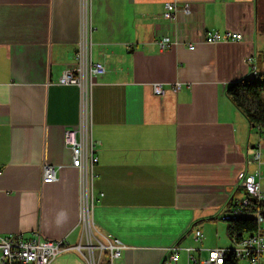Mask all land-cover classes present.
Returning a JSON list of instances; mask_svg holds the SVG:
<instances>
[{
	"label": "crops",
	"instance_id": "crops-1",
	"mask_svg": "<svg viewBox=\"0 0 264 264\" xmlns=\"http://www.w3.org/2000/svg\"><path fill=\"white\" fill-rule=\"evenodd\" d=\"M168 2L192 12L170 19ZM87 24L93 60L106 67L91 95V232L81 219V172L65 144L81 119V90L59 82L76 65ZM261 24L258 0H0V236L40 230L74 248L119 239L125 248L113 264H162L174 245L203 248L205 257L208 248L234 247L223 215L246 195L239 175L256 168L259 129L227 90L254 80V65L264 69ZM226 30L244 39L206 42ZM164 37L173 42L165 50ZM155 82L165 95L154 93ZM45 166L62 167L58 181L43 182ZM51 264L90 263L72 249Z\"/></svg>",
	"mask_w": 264,
	"mask_h": 264
},
{
	"label": "built area",
	"instance_id": "built-area-1",
	"mask_svg": "<svg viewBox=\"0 0 264 264\" xmlns=\"http://www.w3.org/2000/svg\"><path fill=\"white\" fill-rule=\"evenodd\" d=\"M165 16L175 19L178 12L190 14L192 8L190 5H183L178 2L166 3ZM86 18V16H85ZM91 24H87L82 31L79 47L76 52V65L64 70L59 78L61 84H75L81 90V119L77 126L68 128L65 131V144L72 153V165L77 167L82 176L83 197H82V214L81 219L88 232L94 229L92 213L95 206V194L89 192L88 180L89 174L94 177V168L98 162L97 145L98 142L92 134L91 119V95L92 88L95 84V78L98 75L106 73V67L101 62H95L92 57L91 33L94 31ZM244 35L240 32L226 30L225 32L214 31L208 33L205 37L206 42L216 44L220 42L242 41ZM162 49L172 47L173 42L169 37L158 40ZM190 49L195 45L190 44ZM254 64L255 59L249 58ZM254 75L258 74V69L253 66ZM175 91L181 89V84L176 83L173 86ZM153 90L156 95L166 94V88L163 83L155 82ZM259 129V128H258ZM264 133L263 129H259ZM250 161L256 165L253 172H241L239 175L240 186L245 191V196L241 199L233 200L228 212L223 215V219L228 221L231 218H237L245 213L246 209L255 207V218L258 224V231L243 240H234L235 246L232 248L219 247L206 249L207 256H202L203 248L187 247L174 245L167 249V255L164 257L162 264H179L181 251L187 253V264H227L230 255L239 259V264L245 260L247 264H264V209L259 208L264 203V136L254 145L253 154ZM61 166H45L43 173L44 183H53L58 181V171ZM203 237L200 230L195 232V241L199 242ZM100 252L98 258L95 251ZM125 246L119 239L109 241L108 245L100 244L95 247L91 240L86 245L72 247L65 240H51L43 236L39 230L35 236L25 239L21 234H10L0 236V264H51L52 261L60 254L77 249L82 254L85 252L90 264H101L106 261L113 264L115 259L119 258ZM199 252V256L196 254ZM105 254H107L106 258Z\"/></svg>",
	"mask_w": 264,
	"mask_h": 264
},
{
	"label": "trees",
	"instance_id": "trees-1",
	"mask_svg": "<svg viewBox=\"0 0 264 264\" xmlns=\"http://www.w3.org/2000/svg\"><path fill=\"white\" fill-rule=\"evenodd\" d=\"M258 3L259 8L264 9V0H258ZM261 28L264 32V24H261ZM227 95L253 127L264 130V69L258 72L254 80L245 79L232 84ZM259 208L264 209V203ZM256 210L255 207L246 209V214L228 220L227 231L232 239L240 241L258 231ZM227 264H239V259L230 255Z\"/></svg>",
	"mask_w": 264,
	"mask_h": 264
},
{
	"label": "rangeland",
	"instance_id": "rangeland-1",
	"mask_svg": "<svg viewBox=\"0 0 264 264\" xmlns=\"http://www.w3.org/2000/svg\"><path fill=\"white\" fill-rule=\"evenodd\" d=\"M254 79H256V77H254ZM257 134H258L259 138H261V136L262 137L264 136V133L258 132ZM179 264H186L185 253L184 252H182L181 255H180V263ZM241 264H247V262L245 260H242Z\"/></svg>",
	"mask_w": 264,
	"mask_h": 264
}]
</instances>
